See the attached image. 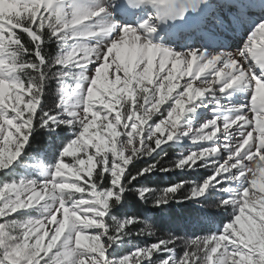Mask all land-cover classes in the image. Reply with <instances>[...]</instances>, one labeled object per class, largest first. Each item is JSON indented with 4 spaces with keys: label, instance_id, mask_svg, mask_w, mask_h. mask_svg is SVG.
<instances>
[{
    "label": "snow or ice",
    "instance_id": "6c2138e0",
    "mask_svg": "<svg viewBox=\"0 0 264 264\" xmlns=\"http://www.w3.org/2000/svg\"><path fill=\"white\" fill-rule=\"evenodd\" d=\"M176 170L205 174L136 186ZM128 192L206 232L118 218ZM0 264H264V0H0Z\"/></svg>",
    "mask_w": 264,
    "mask_h": 264
},
{
    "label": "trees",
    "instance_id": "16d2710c",
    "mask_svg": "<svg viewBox=\"0 0 264 264\" xmlns=\"http://www.w3.org/2000/svg\"><path fill=\"white\" fill-rule=\"evenodd\" d=\"M52 99L53 96L50 95L49 103L52 102ZM63 139V135L60 137H51L43 131H38L31 141V148L29 149V153L35 155L41 150L50 148L57 150V148L59 147L58 144H60ZM176 152L177 151L175 150L170 151L169 155L161 160V164L165 167H171L174 158H176ZM143 166L144 164L142 161L137 162L136 167L133 168L132 171L135 172L138 168ZM195 177L196 176L193 175H182L179 173V170H176L170 173H157L150 179L141 178L140 183L136 186L139 187L143 185L154 188H162L179 180L195 179ZM135 183L136 182H134V184ZM190 211L191 209L189 207L177 203H172L169 206L157 209L151 206V202L147 204L142 202L135 192H128L125 194L123 209L121 210V212L117 213V216L118 218L121 217V215L136 216L140 217L141 219H146L148 222H154L157 236L163 237L168 231L171 234L183 236V232H187L189 230V225L186 218L191 216L194 217V215H196L195 213ZM207 213L211 216L212 212ZM139 227H142V225H138L136 230H139ZM155 238L156 237H152L151 239L154 240Z\"/></svg>",
    "mask_w": 264,
    "mask_h": 264
},
{
    "label": "rangeland",
    "instance_id": "374dc122",
    "mask_svg": "<svg viewBox=\"0 0 264 264\" xmlns=\"http://www.w3.org/2000/svg\"><path fill=\"white\" fill-rule=\"evenodd\" d=\"M219 2V0H213V3H218ZM258 15V13L257 14H254V16L255 17H259V15ZM246 28V27H245ZM232 35L233 34H235V32H230ZM228 34V33H227ZM258 40L259 39H261L260 37H258L257 38ZM238 47V46H237ZM233 51H235V50H233ZM61 144V143H60ZM60 144H58V146H60ZM55 149H45V150H41V151H39V153H47L48 154V156H47V158L48 159H50L54 154H55ZM30 154V157H31V160L38 166L39 164H42V163H44L45 162V159H44V157L43 156H41V155H33L32 153H29ZM179 155V153H178V151L176 152V158H177V156ZM175 159V158H174ZM174 161V160H173ZM205 173H204V170H201L200 171V173L199 174H193V176H196L195 177V179H198V177L199 176H202V175H204ZM195 207V206H194ZM205 210L207 211V212H212L211 213V216L213 217V219H214V221L216 222V223H218L220 220H222L224 217L222 216V215H218L217 213H218V209H216L215 208V206L214 205H212V204H209V205H206L205 206ZM191 212V211H190ZM187 219V221H188V225H189V230L187 231V232H183V237H187V236H190L191 235V233L192 232H196L197 234H204L205 232H206V229L202 226V225H200V224H198V223H196V215H194V217L193 216H191V217H188V218H186ZM168 234H170V232L168 231V232H166V234L164 235V236H167ZM147 241V238H145V239H141V240H138V241H134V244H143V243H145ZM132 247V245H127V246H125V248L124 249H122L121 251L122 252H127L130 248ZM182 251V245H181V248H179L178 249V251H177V254L179 255L180 254V252Z\"/></svg>",
    "mask_w": 264,
    "mask_h": 264
},
{
    "label": "bare ground",
    "instance_id": "6f19581e",
    "mask_svg": "<svg viewBox=\"0 0 264 264\" xmlns=\"http://www.w3.org/2000/svg\"><path fill=\"white\" fill-rule=\"evenodd\" d=\"M258 13V15H260L259 12H255V14ZM257 15V16H258ZM247 31V27L244 28V29H241V30H238L235 32V34H231L230 32L228 34H226L224 36V39L226 40L228 46H229V49L231 51L237 49V46H239L244 38V34L245 32Z\"/></svg>",
    "mask_w": 264,
    "mask_h": 264
}]
</instances>
